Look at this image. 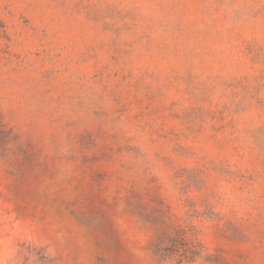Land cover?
<instances>
[{"label":"rangeland","instance_id":"obj_1","mask_svg":"<svg viewBox=\"0 0 264 264\" xmlns=\"http://www.w3.org/2000/svg\"><path fill=\"white\" fill-rule=\"evenodd\" d=\"M264 264V0H0V264Z\"/></svg>","mask_w":264,"mask_h":264},{"label":"trees","instance_id":"obj_2","mask_svg":"<svg viewBox=\"0 0 264 264\" xmlns=\"http://www.w3.org/2000/svg\"><path fill=\"white\" fill-rule=\"evenodd\" d=\"M193 229H178L166 234L156 248V254L160 263L178 256L177 263H192L202 257L200 244L196 241Z\"/></svg>","mask_w":264,"mask_h":264}]
</instances>
